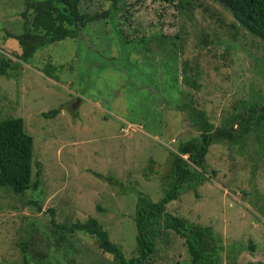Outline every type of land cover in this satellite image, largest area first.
<instances>
[{"label":"rangeland","instance_id":"rangeland-1","mask_svg":"<svg viewBox=\"0 0 264 264\" xmlns=\"http://www.w3.org/2000/svg\"><path fill=\"white\" fill-rule=\"evenodd\" d=\"M178 2L122 0L108 16L112 1L83 0L88 12L107 18L88 25L77 39L39 50L28 64H20L17 77L0 76V119L25 120L34 138L33 173L42 171L36 191L23 196L0 191V254L5 256L0 264H21L22 246L30 238L37 246L39 236L45 241L40 248L47 249L53 264H115L83 233L67 232L59 247L62 231L52 218L59 225L96 218L127 258L137 256V196L131 189L160 201L165 190L159 179L143 175L149 159L168 164L180 141L201 135L187 113L177 109L173 91L165 94L154 84L153 72L142 74L131 63L129 56L136 59L138 48L144 52L141 41H152L160 59L159 45L166 52L173 49L172 40L162 41V33L181 37L177 96L185 90L215 128H237L234 118L248 103H264V42L213 0H187L193 14ZM210 5L217 15L209 22L203 11ZM24 8V0H0V61L12 65L21 48L8 34H22ZM118 33L128 42L119 43ZM198 36L212 44L200 48ZM144 56L153 61L151 53ZM48 62L64 69L49 77L44 72ZM185 63L186 77L195 79L197 88L183 81ZM62 106L57 117H43ZM207 168L210 179L169 203L167 211L212 227L224 246L222 264H264V126L239 143L211 145ZM170 236V242L159 243L155 264L189 259L184 240Z\"/></svg>","mask_w":264,"mask_h":264},{"label":"trees","instance_id":"trees-1","mask_svg":"<svg viewBox=\"0 0 264 264\" xmlns=\"http://www.w3.org/2000/svg\"><path fill=\"white\" fill-rule=\"evenodd\" d=\"M110 1L113 3L110 11L107 12L108 16L115 6L120 4V1L122 2V0ZM213 1L225 10H229V13L244 30L264 42V0ZM24 4L25 8L21 13L22 34H8V38L15 39L21 48L18 55L19 61L12 65L10 64L11 60H1L0 76L9 77V74H13L17 77L20 64H28L39 50L66 39H77L88 25L106 17L103 14L88 12L84 9L83 0H24ZM188 5L187 0L178 2V7L185 8L190 12L191 9ZM191 13L193 14L192 11ZM203 14H207L206 19L209 22L217 15L211 5L204 7ZM121 17L123 18V16ZM118 35L119 43L128 42L122 40L123 34L118 33ZM161 36H163V42L170 43L172 40V51L170 49V52H166L164 50L169 49L159 45V54H163V57L158 59L154 54L153 42L144 40L140 42V45L145 47L144 52L142 53L138 48L135 51L136 59H132L131 56L129 59L131 63L135 62V66L141 67L140 73L149 75V72H153L156 75L152 78L154 84L165 94L169 90L173 91L170 96L178 98H175L176 101H179L177 109L187 113L188 118L198 128L201 135L180 141L176 148L170 151L168 164H162L153 158L149 159L148 167L143 171V175L148 180L159 179L163 190H165V195L160 201L152 200L149 195L132 186L134 188L131 190L137 196L134 216L137 230V256L127 258L122 247L111 241L109 232L96 218L65 225L57 224L52 218L51 223L62 231L58 239L59 247L64 246L62 243L67 239V232L69 234L83 233L94 238L98 250L108 254L115 264H155L156 254L160 249L159 243L161 241L170 242L171 234L180 237L185 242L189 259L184 264H222L224 246L221 237L216 235L213 228L192 223L184 217L169 213L167 206L181 198L185 192L198 189L201 184L210 179L207 156L211 145L219 142L239 143L253 132L254 128L264 126V103L255 102V100L248 103L244 112L234 118L237 128H215L206 116V112L199 110L187 98L185 90L179 92V96H177L179 90L178 52L179 49H183V40L180 36L172 37V39L163 33ZM204 37L198 36L197 45L200 48L212 44L211 40ZM143 39L146 38L143 37ZM175 39H178L180 44L177 45ZM150 53L153 55V61L144 56ZM187 68V63H185L183 81L197 88L198 83L195 79H187ZM62 69H64L63 65L56 66L52 62H48L44 72L47 76L54 78L57 72ZM8 70L12 72L10 73ZM191 70L193 71L192 68ZM63 109L62 106L42 115L46 119H53L61 114ZM34 150V138L27 132L23 118L0 119V191L6 190L16 196H23L28 191L38 190L42 181V171L39 169L36 175L33 173ZM164 168H166L165 171H163ZM94 173L109 184H117L112 177ZM121 185L124 190L123 194L126 195L127 188L123 184ZM51 213L54 216V212L51 211ZM39 238L41 242L37 246L33 241H30L31 238L22 246L21 264H53L47 249L40 248V244L45 241H42L40 236ZM31 245L35 248H32ZM249 248L255 249L252 242H250ZM227 255L230 259L233 257L230 253ZM0 258H5V256L0 254Z\"/></svg>","mask_w":264,"mask_h":264}]
</instances>
